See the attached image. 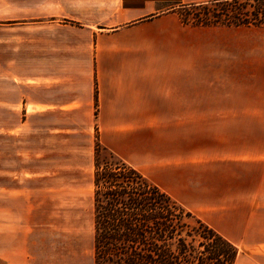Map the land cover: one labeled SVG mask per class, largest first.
I'll return each mask as SVG.
<instances>
[{
	"label": "crops",
	"instance_id": "crops-1",
	"mask_svg": "<svg viewBox=\"0 0 264 264\" xmlns=\"http://www.w3.org/2000/svg\"><path fill=\"white\" fill-rule=\"evenodd\" d=\"M76 1L43 3L82 26L92 65L49 37L7 57L17 37L0 32V72L23 75L15 114L97 115L101 144L232 241L233 264H264V26L185 28L174 11L210 0ZM11 252L0 264H18Z\"/></svg>",
	"mask_w": 264,
	"mask_h": 264
},
{
	"label": "rangeland",
	"instance_id": "rangeland-1",
	"mask_svg": "<svg viewBox=\"0 0 264 264\" xmlns=\"http://www.w3.org/2000/svg\"><path fill=\"white\" fill-rule=\"evenodd\" d=\"M43 1L0 0V32L17 37L5 42L1 54L12 57L15 46L29 53L31 39L39 53L44 52L40 47L46 43L44 37H49L55 49L69 46L71 55L78 45H85L86 64H94L88 55L92 40L82 26L59 12L47 14ZM221 3L228 4L224 7L229 13H236L245 3V9L250 10L254 1ZM174 11L183 26L190 28L201 26L197 19L211 18L213 10L182 6ZM18 63L10 62L7 70L0 72V80L6 81V112L0 115V251L13 248L18 264H93L92 173L94 146L99 140L97 115L15 114L14 84L23 80L22 73L13 70L21 67ZM26 88L28 99V85ZM259 119L264 128V115ZM105 157L106 152L99 150L100 161Z\"/></svg>",
	"mask_w": 264,
	"mask_h": 264
},
{
	"label": "trees",
	"instance_id": "trees-1",
	"mask_svg": "<svg viewBox=\"0 0 264 264\" xmlns=\"http://www.w3.org/2000/svg\"><path fill=\"white\" fill-rule=\"evenodd\" d=\"M237 2L238 0H232ZM229 13L227 0L191 6L201 26H264V0ZM223 5L214 8V6ZM99 150L106 152L99 159ZM93 264H233L238 247L97 139L92 173Z\"/></svg>",
	"mask_w": 264,
	"mask_h": 264
}]
</instances>
